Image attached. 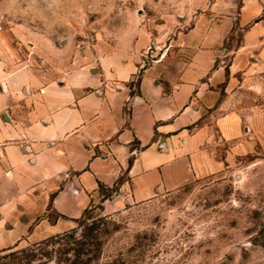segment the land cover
<instances>
[{
	"label": "rangeland",
	"instance_id": "1",
	"mask_svg": "<svg viewBox=\"0 0 264 264\" xmlns=\"http://www.w3.org/2000/svg\"><path fill=\"white\" fill-rule=\"evenodd\" d=\"M242 20L244 0H0V83L20 75L33 88L100 78L139 62L175 81L192 58L179 39L195 24L232 25L228 65L261 25L253 73L236 78L232 108L245 138L220 143L213 174L114 212L91 205L82 223L33 241L31 264H264V0ZM247 23V24H245ZM74 232L73 237H62ZM54 237L61 239L52 240ZM9 253V252H7ZM6 254V253H5Z\"/></svg>",
	"mask_w": 264,
	"mask_h": 264
},
{
	"label": "crops",
	"instance_id": "2",
	"mask_svg": "<svg viewBox=\"0 0 264 264\" xmlns=\"http://www.w3.org/2000/svg\"><path fill=\"white\" fill-rule=\"evenodd\" d=\"M242 8L244 22L260 14L259 0ZM226 23L201 19L179 39L192 58L175 81L151 68L137 86L139 62L118 67L113 80L40 90L20 75L2 80L0 256L73 229L95 203L112 213L215 173L220 143L230 161V144L246 135L232 92L238 75L253 73L261 25L224 65Z\"/></svg>",
	"mask_w": 264,
	"mask_h": 264
},
{
	"label": "trees",
	"instance_id": "3",
	"mask_svg": "<svg viewBox=\"0 0 264 264\" xmlns=\"http://www.w3.org/2000/svg\"><path fill=\"white\" fill-rule=\"evenodd\" d=\"M130 86L133 87L134 83L130 84ZM100 192L105 198H108L112 195L113 190L107 189L104 185L100 184ZM88 210L84 212V215L81 219L76 221L77 223H82V219H84ZM73 234L74 232H68L62 237L70 238L73 237ZM62 237H54L52 238V240L61 239ZM30 257L31 255L29 254V250H18L14 252H9L0 256V264H31L30 261L32 260L29 259Z\"/></svg>",
	"mask_w": 264,
	"mask_h": 264
}]
</instances>
